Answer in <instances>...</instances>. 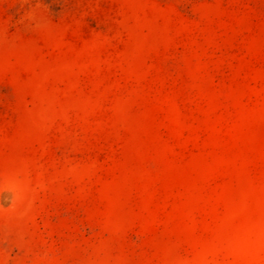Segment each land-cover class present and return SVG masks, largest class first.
Here are the masks:
<instances>
[{
	"label": "rangeland",
	"instance_id": "rangeland-1",
	"mask_svg": "<svg viewBox=\"0 0 264 264\" xmlns=\"http://www.w3.org/2000/svg\"><path fill=\"white\" fill-rule=\"evenodd\" d=\"M0 264H264V0H0Z\"/></svg>",
	"mask_w": 264,
	"mask_h": 264
}]
</instances>
